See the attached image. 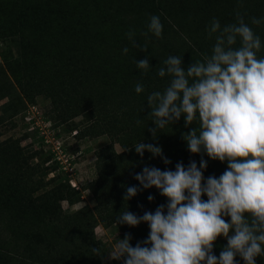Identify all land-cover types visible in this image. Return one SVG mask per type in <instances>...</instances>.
<instances>
[{"label":"rangeland","instance_id":"374dc122","mask_svg":"<svg viewBox=\"0 0 264 264\" xmlns=\"http://www.w3.org/2000/svg\"><path fill=\"white\" fill-rule=\"evenodd\" d=\"M39 1L0 0V46L7 55L22 57V52L28 55L35 47L46 58L49 44L54 47L60 46L61 41L66 44L72 35L66 24L71 21L70 15H63L62 11L66 7L73 9L72 18L75 14L89 18L94 31L86 35L72 52L68 54L66 51L62 55L68 60L70 56L69 64L72 65V68H64L63 74L78 73L73 79L76 80L75 85L78 82L84 85L77 87L79 91L72 88L74 85L32 93L23 91L8 70L5 76H1L16 86L18 95L7 111L3 107L8 102L7 97L0 98V117L3 119L0 123V147L19 151L24 157L31 156L30 164L37 166L38 170L29 182L31 202H37L44 192L57 188L61 189L63 196L58 201L60 213L50 220L35 217L30 212L12 216L1 211L0 261L7 264H86L94 253L93 242L101 241L106 246V254L99 264H123V258L116 260L109 255L118 240L124 239L125 234H131L130 244L134 247L137 242L147 239L149 226L147 223L136 227L117 225V217L125 210L137 216L146 211L155 212L158 206L166 205L168 201L155 187L142 189L136 196L125 199L127 187H140L139 182L126 173L137 174L148 166L135 165L126 168L122 178L112 185L113 190L118 185L123 192L111 196L113 200L109 197L108 204L100 206L102 212L97 210L99 204L91 189L99 176L96 154L104 150L110 140L105 134L92 132L94 118L89 119L79 113L76 104L82 97H92L102 102L100 106L103 109L115 112L135 102L137 112L146 117L150 111L148 95L163 91L171 79L168 75H157L158 69L164 67V61L171 55L182 56L185 69L192 62L202 61L196 48L192 47L193 42L211 53L215 36L208 34L210 22L215 18L221 26L234 23L236 11L244 14L246 22L250 23L251 17L261 20L259 25L250 26L261 39L262 47L257 55L264 58V0H47L48 18L43 17L39 22L29 14L17 20L3 14V9L10 3L11 7L18 3L26 9L27 6L38 5ZM153 15L158 16L163 25L161 38L148 32L147 25ZM10 22L17 23L12 25ZM130 31L135 33L137 47L128 39ZM140 46H146L147 50L141 51ZM78 47L81 48L78 50ZM125 47L129 49L127 54L122 51ZM44 58L40 56L37 60L42 63ZM137 58L148 59L151 68L146 73L137 68ZM3 59L0 53V66L4 64ZM37 69L30 72L31 76H38L39 70L43 75L53 74L49 67L37 66ZM137 83L144 86L142 93L135 92ZM136 119L141 120L139 117ZM177 126V131L172 133L174 143L186 148L183 135L192 127L198 130L199 126L194 122L185 126L184 121ZM114 149L122 151L117 143ZM182 163L187 167V161L182 160ZM152 167L162 171L167 169L161 165ZM226 169L227 164H213L206 167L203 175L205 179L209 176L218 178ZM149 195L154 197L152 201L148 200ZM202 200L206 201L207 197L202 196ZM166 211L165 208V214ZM225 220L228 222L230 218L225 217ZM226 245L227 240L218 237L213 254L219 257ZM235 259L237 264H244L239 256ZM255 264H264V256L256 257Z\"/></svg>","mask_w":264,"mask_h":264},{"label":"clouds","instance_id":"9594fccd","mask_svg":"<svg viewBox=\"0 0 264 264\" xmlns=\"http://www.w3.org/2000/svg\"><path fill=\"white\" fill-rule=\"evenodd\" d=\"M235 15V22L224 26L215 18L210 22L207 30L210 37L215 36V44L202 61L185 69L182 56H169L157 72L160 77L170 76L169 84L163 92L147 97L153 139L181 116L185 126L196 121L199 129L192 127L182 137L188 151L226 161L227 169L218 178L205 179L203 158L199 167L195 161L187 168L178 162L175 171L143 167L134 175L140 187H127L125 199L155 187L168 202L142 216L123 211L117 225L147 223L149 235L133 247L131 234H125L110 258H123V264H237L239 256L244 264H255L256 257L264 256V58L257 55L261 39L250 26L261 20L251 17L249 23L240 11ZM147 29L161 38L160 18L151 16ZM127 36L136 47L135 33L130 31ZM140 49L147 50L146 46ZM122 51L127 54L129 49ZM135 62L145 73L151 68L147 58ZM143 91L144 86L137 83L135 92ZM134 148L141 157L148 152L160 156L166 165L171 163L161 147L138 142ZM153 199L148 196L149 201ZM221 236L227 245L217 257L213 248ZM92 251L96 256L102 254L99 248Z\"/></svg>","mask_w":264,"mask_h":264},{"label":"trees","instance_id":"16d2710c","mask_svg":"<svg viewBox=\"0 0 264 264\" xmlns=\"http://www.w3.org/2000/svg\"><path fill=\"white\" fill-rule=\"evenodd\" d=\"M47 3H49L47 0H40L37 3L38 5L27 6L26 9L23 8V6L21 7L18 3H16V6L15 3H13L11 7L10 3L9 5L7 4L8 6L6 9H3V14L8 16L11 15L16 20L28 17L29 14L30 18H36L39 22L43 17L46 19L48 18L46 9ZM35 10L39 11L35 12ZM62 11L63 15H70L69 17L71 21H67L66 24H68V31L72 33V35L67 39L66 44L62 41L60 46L54 47L49 44L46 58H44L42 52L35 47L32 49L30 54L23 55L22 52V57L15 58L7 55L5 49L0 46V53L4 58V66H0V98L7 97L8 99V102H5L3 106L6 111L11 108L9 105L14 103L16 100L14 98L18 95V90L15 88L16 86L8 80H3L1 77L2 75H6V70L13 75L16 84L22 86L23 91L27 90L32 93L48 92L51 89L62 88L63 86L72 87L75 85L74 81L76 80H74L73 77H77L78 73L68 74L67 76L64 75L65 73L63 74V69L69 67L72 68V65L69 64L70 56L68 55V60L62 55L66 51L68 54L70 51L72 52L77 45L82 43L86 35L89 36V33L94 31V28L91 23H89V18L85 19L82 15L75 13V17L72 18L71 15L73 9L66 7ZM10 23L14 25L17 22ZM37 25L39 26V24ZM197 44L198 43L193 42L192 47L196 48L202 59L205 54L211 55L210 51H208L206 47L204 48ZM79 48L81 47H78V50ZM40 56L44 58L42 59V63L37 60ZM136 60L138 62L140 59L137 58ZM37 66L49 67V71H52L53 74L43 75L41 70H39L38 76L36 74L31 76L30 72H36V70H38ZM20 69L21 71H19ZM60 73L62 75H59ZM81 74L82 72H80V75ZM49 76L53 77L50 79H44V77ZM79 85L82 87L84 86L81 82H78L72 88L77 89ZM161 92L163 91L161 90ZM29 97H32V95ZM100 105H102V102L99 103L92 97H82L76 104V108L79 113L82 112L89 119L94 118L91 122L92 132L99 135L105 134L110 140L106 148L96 154V166L98 168L99 176L95 183L91 186L94 197L99 204L97 207L99 212H102L100 206L106 205L108 201L114 199V197L111 196L116 195L120 191L123 192V190H120L121 188L118 185L115 186V190H113L114 187L112 188V185H116L117 180L122 178L123 174L127 171L126 168H133L135 165L136 167L142 165H148V167L161 165L167 168L166 170L175 171L176 164L178 162H182V160L184 162L187 161V166L191 161H195L197 163V167H199V163L202 158L207 162V166L213 164H227L226 161L222 163L218 160H211L203 153L192 154L188 151L187 147L184 148L180 144L174 143L172 133H175L178 129L177 125L184 121L183 116H181L179 121H176L166 128L158 131L156 138L153 139L149 129L153 128L154 124L152 123L151 118L148 117V114L144 117L141 112H137L135 102L128 103L126 107H123L115 112L103 109L104 107H101ZM118 114H120L119 117L122 119L118 117ZM137 117L141 120L136 119ZM2 120V117H0V123ZM138 120L142 123L140 122L138 124ZM194 125L197 127L199 126L196 121H194ZM138 142L146 144L151 143L155 146L161 147L163 157L168 158L171 163L166 165L160 156L153 157L152 154L148 152H145L141 157L135 152L134 148L135 144ZM115 143L119 144L122 149L128 148L130 150L116 152L114 149ZM0 150V213L1 211H6L12 216H18L25 214L26 212H30L31 215L44 220H50L57 216L60 213L58 201L63 196L61 189L57 188L46 191L41 197L37 198V202H31L29 197L32 190L29 188V182L31 181L32 174L38 170L37 166L30 164L29 160L31 156L24 157V155L19 151H11L7 147H0ZM187 156L191 158L185 159ZM175 158L177 161H174ZM172 167L173 169H171ZM39 172L42 171L40 170ZM43 175L46 176L47 171ZM126 175L134 178L135 172H131L130 174L126 173ZM126 182L128 181H125L124 183ZM109 197H111L110 200H108ZM28 202H30L29 205L27 204ZM107 209L108 208H106V210ZM94 247L99 248L102 254L100 256H96V254L93 253L92 257L86 261V264H99V261L104 258L106 254V246L101 241L93 242V248ZM3 263L7 264L6 261H0V264Z\"/></svg>","mask_w":264,"mask_h":264}]
</instances>
